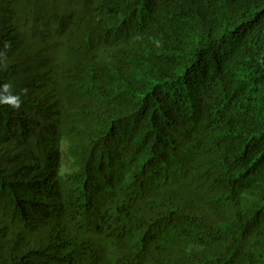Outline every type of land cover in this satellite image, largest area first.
I'll return each instance as SVG.
<instances>
[{
	"label": "trees",
	"instance_id": "1",
	"mask_svg": "<svg viewBox=\"0 0 264 264\" xmlns=\"http://www.w3.org/2000/svg\"><path fill=\"white\" fill-rule=\"evenodd\" d=\"M0 264H264V0H0Z\"/></svg>",
	"mask_w": 264,
	"mask_h": 264
},
{
	"label": "clouds",
	"instance_id": "2",
	"mask_svg": "<svg viewBox=\"0 0 264 264\" xmlns=\"http://www.w3.org/2000/svg\"><path fill=\"white\" fill-rule=\"evenodd\" d=\"M10 85H3V89L4 91H8ZM4 99H6L11 105L12 107L14 108H19L20 107V97L17 95V96H8V97H5Z\"/></svg>",
	"mask_w": 264,
	"mask_h": 264
}]
</instances>
